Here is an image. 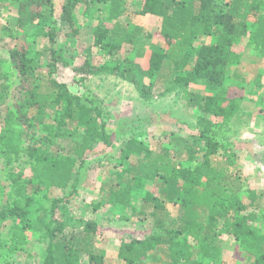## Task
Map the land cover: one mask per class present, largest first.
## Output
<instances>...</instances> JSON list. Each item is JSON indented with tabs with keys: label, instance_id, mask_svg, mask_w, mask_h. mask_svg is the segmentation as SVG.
I'll return each instance as SVG.
<instances>
[{
	"label": "trees",
	"instance_id": "1",
	"mask_svg": "<svg viewBox=\"0 0 264 264\" xmlns=\"http://www.w3.org/2000/svg\"><path fill=\"white\" fill-rule=\"evenodd\" d=\"M53 2L0 0L1 5L7 3L16 7L18 28L39 23L46 26L45 34L51 44L56 38L57 24L72 27L76 8L90 3L109 2L108 19L115 22L110 28L98 25L93 34V46L104 56L123 52L125 46H133L141 36L140 27L129 29L128 25L120 23L125 9L119 0H63L58 20L53 17ZM135 14L160 20L158 36L166 49L156 48L150 52L146 71L141 72L134 67L132 58L125 57L123 69L117 73L130 82L145 101L152 99L153 83L170 77L181 84V99L186 106L207 116L197 119L196 142L180 137L183 146L176 154L165 146L151 149L138 134L126 138L120 151V164L129 166L128 178L122 180L121 175L116 174L120 180L112 191V201L130 208L134 190H142L147 182H160L163 198L155 199L146 193L143 203L151 208L149 217L155 222L156 231L143 240L122 242L118 258L124 264H137L155 247L164 245L172 264H201L202 260L223 264L220 262L223 237L228 235L250 258H255L254 264H263L264 236L254 234L253 224L264 220V206L260 208L264 190L241 188L236 151L227 134L233 131L232 122L238 117L243 99H229L224 81L230 71L235 79H241L237 73L241 57L234 50L241 38H246L248 47L264 57V0H144ZM203 37L209 41L198 47L197 40ZM193 51L196 57L191 68L186 69ZM27 53L17 51L12 58L17 73L27 83L28 93L0 131L3 168L10 170L11 198L10 205L0 212V222H11L8 230L11 254L28 252L27 232L32 230L28 208L35 194L55 189L68 191L69 197L75 195L81 171L94 147L98 144L113 147L106 132L108 123L102 102L88 94L71 93L64 83L53 77L60 61L58 51L50 47V61L42 72L35 58H28ZM137 54L143 56L142 51ZM73 70L77 75L88 77L114 74L117 69L85 61ZM37 79L44 83H38ZM144 79L150 83H145ZM196 81L209 85L214 94L206 97L189 91L188 84ZM5 96L6 93H0V101ZM30 108H35L33 122L41 125L48 140L58 136L56 126L81 130L80 139L60 155L40 153L37 146L24 149V111ZM47 117H52L55 124H47ZM198 147L204 150L200 153ZM24 153L28 157L30 177L14 173L10 167L20 161ZM197 157L201 162L190 166ZM131 158H135V162L130 163ZM17 166L21 168L22 165ZM2 189L0 187V195ZM243 197L248 204L242 201ZM64 200L55 199L46 215L43 212L35 218L37 221L43 219L38 243L46 245L40 264H102V253L95 245L97 223L73 217L59 219L55 212L65 207ZM163 202H179L176 217L170 216ZM138 215L144 217L146 213L143 210ZM73 220L77 228L67 233L68 223Z\"/></svg>",
	"mask_w": 264,
	"mask_h": 264
},
{
	"label": "rangeland",
	"instance_id": "2",
	"mask_svg": "<svg viewBox=\"0 0 264 264\" xmlns=\"http://www.w3.org/2000/svg\"><path fill=\"white\" fill-rule=\"evenodd\" d=\"M143 1L119 0L125 9L124 15L119 18L120 23L128 25L129 29L140 27L141 36L133 46H125L123 52L105 56L99 48L93 46V34L98 25L110 28L115 23L108 19L109 2L78 6L74 11L72 27L64 23L57 24L53 44L45 34L48 29L46 26L39 23L25 29L18 28L16 7L7 3L0 4V93H6L5 99L0 101V131L6 126L10 116L18 110V106L23 103L28 93L27 83L23 82L22 76L17 73L12 55L17 51L20 53L28 51L27 57L35 58L34 61L40 65L42 72L50 61V47L53 46L60 56L57 72L53 77L56 81L64 83L71 93L79 96L88 94L102 102L108 123L106 132L110 135L113 144V147H106L103 144L94 147V151L86 159L85 168L81 171L75 195L69 197L68 191L55 189L47 192L42 190L35 194L28 208L29 218L32 221V230L27 232L28 254L10 253L8 230L11 222H0V264L41 263V253L46 246L38 243L43 229V219L37 221L35 218L43 212L46 215L55 199H66L65 207L55 212L59 219L61 216L63 219L73 217L97 223L99 230L95 245L102 253V264H124L118 258L121 243L132 239H146L156 231L155 222L149 217L151 208L143 201L146 193L162 200L160 182H147L142 190H134L130 208L118 206L112 201V191L120 180L116 174H120L122 180L128 178L129 166H121L120 151L128 137L138 134L151 149L165 146L176 154L183 146L180 137L186 138L191 143L196 142L194 135L199 131L197 119L207 115L186 106L181 99V84H177L170 77L153 83L152 99L145 101L134 86L117 73L123 69L125 57L133 59L135 68H140L141 72L146 71L150 52L156 48L166 49L158 36L160 20L150 15L135 14ZM53 3V17L58 20L63 0H54ZM208 41L207 37L199 38L197 46L201 47ZM234 50L241 57L237 67L241 79H235L230 71L224 81L228 89L227 95L229 99L243 98L245 95L249 98L242 102L244 110H241L232 122L233 131L227 136L232 143V149L236 151V165H242L240 166L242 169L237 171L240 173L241 188L260 192L264 190V102L260 101L261 98L264 99V57L248 47L246 38H241ZM140 51L143 52L142 57L137 54ZM195 57L196 51H193L186 69L191 68ZM85 61L95 66L106 65L117 70L114 74L102 73L88 77L75 74L73 69L80 67ZM41 79H37L38 83H44ZM144 82L150 83L146 79ZM188 90L206 97L214 94L210 86L202 81L190 82ZM24 113L26 117L22 137L24 149L37 146L40 153L60 155L62 150H67L82 135L81 130L56 126L58 136L50 141L41 125L33 122L35 108L26 109ZM46 123L55 124L52 117H47ZM203 150V147H198V152L201 153ZM249 156H252L253 160H250ZM134 159L131 158L130 163L135 162ZM196 159V162L190 166L201 162L199 157ZM186 163L190 164L188 161ZM20 164L22 166L18 168L17 165ZM3 165L4 159L0 152V187L3 188L0 195V212L11 203L8 177L10 170L4 169ZM10 167H13L14 173H21L23 177L31 176L25 153L21 155L20 161H15ZM242 201L248 204L245 197ZM262 206L264 201L261 202L260 208H263ZM164 207L171 217L177 216L179 202L176 204L165 202ZM143 210L146 213L144 217L138 215L139 211ZM253 226L256 236H264V220L259 219ZM76 228L77 223L73 220L68 223L66 232L70 233ZM195 257L198 258V254H195ZM254 261L255 258H250L243 252L233 237L228 235L223 237L221 263L254 264ZM137 264H172V262L167 247L163 245L148 252L147 256ZM201 264H211V262L202 260Z\"/></svg>",
	"mask_w": 264,
	"mask_h": 264
},
{
	"label": "crops",
	"instance_id": "3",
	"mask_svg": "<svg viewBox=\"0 0 264 264\" xmlns=\"http://www.w3.org/2000/svg\"><path fill=\"white\" fill-rule=\"evenodd\" d=\"M247 98H249V97H246V95L242 98L243 99V101L245 102V101H247L248 99ZM252 98V97H251ZM258 98V97H257ZM242 101V102H243ZM261 102H264V99L263 98H261V100H260ZM241 110H244V108L242 107V103H241ZM240 110V111H241ZM252 156H249L248 158L250 159V160H253V158H251ZM251 162V161H250ZM240 166H242V165H238V168L240 169L241 167ZM242 169V168H241ZM247 169H248V167H247ZM254 190V189H253Z\"/></svg>",
	"mask_w": 264,
	"mask_h": 264
}]
</instances>
